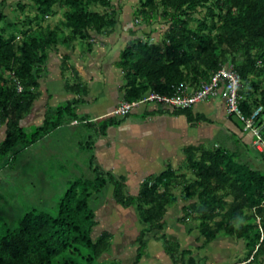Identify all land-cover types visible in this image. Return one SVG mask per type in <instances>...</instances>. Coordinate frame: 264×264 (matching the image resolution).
Masks as SVG:
<instances>
[{
    "label": "trees",
    "instance_id": "1",
    "mask_svg": "<svg viewBox=\"0 0 264 264\" xmlns=\"http://www.w3.org/2000/svg\"><path fill=\"white\" fill-rule=\"evenodd\" d=\"M100 2L106 5L105 11L95 9ZM1 3L6 5L0 12V20L5 19V24L0 25V124L6 125L0 160L4 161L16 149L31 146L78 117L76 103L83 101L82 97L53 108L43 123L30 132L21 125L41 95L40 79L49 53L60 44L74 45L79 40L92 48L94 36L116 32L122 8L115 7L113 0H16L10 4L0 0ZM139 3L129 7V19L134 18L129 30L133 38L121 50L118 62L124 72L125 101L143 99L150 92L173 96L182 89L197 90L226 66L242 79L244 113L251 115L259 105L264 106V0ZM30 6L35 9L33 15L26 13L27 18H21ZM59 8L63 9V17L52 25L48 18L58 14ZM156 19L167 25L160 40L154 41V28L145 36L137 34ZM63 67H67L66 61ZM193 105L169 106L194 118ZM114 110L103 122L104 134L110 125L133 112L119 115ZM88 121L93 126L97 124V120L89 118L76 123ZM94 142L92 136L82 146L91 149ZM253 148L264 160V151ZM186 154L183 166L192 171L191 176L170 166L145 178L138 194L127 192L126 177L109 171H100L94 179L74 180L56 214L33 208L22 215L15 228L0 236V264H119L111 259L109 263L104 261L113 246V233L105 230L94 235L99 222L90 198L93 193H105L109 187L115 201L125 208L134 207L143 224L133 264L146 254L151 237L163 242L175 262L207 264L200 263L193 254L187 257L190 248L182 249L178 237L166 231L168 207L179 196L184 202V216L179 220L196 222L203 246L222 235L232 237L244 241L247 247L237 263L264 264V170L244 160L240 151L221 146H190Z\"/></svg>",
    "mask_w": 264,
    "mask_h": 264
},
{
    "label": "crops",
    "instance_id": "2",
    "mask_svg": "<svg viewBox=\"0 0 264 264\" xmlns=\"http://www.w3.org/2000/svg\"><path fill=\"white\" fill-rule=\"evenodd\" d=\"M128 11L130 12V9ZM129 12L127 16L120 19V25L123 24V30L128 33L133 25L131 17L129 19ZM122 38L123 40H118L116 34L96 35L91 40L92 48L88 49L79 40L74 45L60 44L49 53L45 70L40 79L41 95L31 112L22 120L21 125L32 130L43 123L53 108L82 97L83 101L76 103L78 117L70 119L69 123L53 130L31 146L16 149L8 159L0 161V202L6 196L2 194V190H4V186H2L4 182L1 183L3 171L5 172L4 176H10V173L16 170L15 163L21 153H25L27 149H31L35 145L37 147L41 142L48 141L53 133L61 129L69 132L83 130V137L86 140L94 136L95 142L90 149V167L92 168L94 165L93 167L103 169L102 171L126 177L129 194H138L140 185L145 178L160 174L170 166L175 170L181 168L186 171L187 176H191L192 171L183 166L187 157L186 150L190 146H221L229 150L240 151L244 160L251 161L256 166L264 162L260 154L253 148V134L244 129L238 118L229 114L225 99L219 96L210 97L194 104L192 106L194 118L178 113L176 108L166 104L142 103L126 119L110 125L104 134L102 130L105 118L116 106L125 101L124 72L118 62L121 50L133 36L126 39L127 36L124 35ZM64 61H66L67 67H63ZM67 84H70V87ZM88 118L97 120V124L93 126L90 121L76 123V120L81 121ZM5 137L6 125L0 124V142ZM213 141L215 144L211 146ZM83 142H79L80 146ZM10 163L14 164L8 165ZM5 168L10 170H4ZM21 169L24 170L23 166ZM176 172L181 174V171ZM179 179L181 180L182 177ZM107 191L108 200L112 201L113 199L114 203H117L112 187H109ZM117 205V208H124L118 203ZM172 209V206L169 207L170 211L168 210L165 217L168 223L166 231L178 237L182 249L194 247L196 251L193 255L200 263L239 264L238 260L243 258L247 252L244 241L222 235L203 246V243L198 240V235L192 234L191 227L187 223H182L177 217L171 221L168 220V216L174 214ZM100 212L99 209L97 216L103 214ZM121 213L126 215L124 219L127 221L123 222L126 226L125 231L119 233L121 225L115 222L111 223L110 228L106 225L103 226L99 232L109 230L113 234L117 233L113 238V246L110 251L117 255L115 257L126 261L125 264H133L138 253V238L143 225L134 207V217L132 218L128 217L129 212L126 209H123ZM131 220L136 222L140 228H132ZM0 222L5 224L6 220ZM98 222L100 224V221ZM116 224L117 228L114 226ZM119 259L116 261L121 262ZM181 263L172 259L166 252L163 242L151 237L148 241L146 254L138 264Z\"/></svg>",
    "mask_w": 264,
    "mask_h": 264
},
{
    "label": "rangeland",
    "instance_id": "3",
    "mask_svg": "<svg viewBox=\"0 0 264 264\" xmlns=\"http://www.w3.org/2000/svg\"><path fill=\"white\" fill-rule=\"evenodd\" d=\"M7 2L10 4L11 2H16V0H7ZM113 2L115 7L122 8V12H119V16L121 18L123 16H127L130 6L140 5L139 0H113ZM5 6L6 5H2V3L0 4V12L4 11L3 8ZM10 8L12 7L10 6ZM106 8V5L102 4L101 2L97 3L95 7V9L99 11H105ZM34 11L35 9L32 8V6L28 7L26 12L22 13L21 18H27L26 13L33 15ZM60 11H63V9L59 8L58 14L51 16V19L48 18V22L51 24L59 22V20L63 17V14ZM133 19L134 18L132 17V20ZM4 24L5 19L0 20V25ZM166 26L167 25L164 21L156 19L152 25L138 30L137 34L145 36L147 32L154 28L155 31L153 32V39L154 41L160 40L164 30L166 29ZM113 34H116L118 40H123L122 36L124 35L127 36L126 39H130L131 36H133L126 32V30H123V24L118 25L116 32ZM27 130L29 132L32 131L28 128ZM83 135V130L69 132L67 130L64 131V129H61L58 132L53 133L49 137L48 141L41 142L37 147L35 145L31 149H27L25 153H21L17 163H15L16 170L10 173V176H4L5 172L3 171L2 176L4 178L2 177L1 183L4 182L2 185L4 186V190H2V194L6 196L0 202V213H2L0 216V221L3 222L6 220V225L4 222L2 224L0 222V236L4 234L9 228H15L17 221H19L22 215L28 211H31L33 208H37L38 210L45 211L53 215L56 214L61 198L64 196L65 192L71 186L74 180L86 178L94 179L98 173H101L100 171L103 169L93 170L90 167L91 165L89 164V157L91 156V150L88 147L80 146L79 144L80 141L86 140ZM213 144H215L214 141L211 146H213ZM11 164L14 163H10L8 165ZM22 166L24 170L21 169ZM254 167L264 170V162H262V164H258L257 166L255 165ZM4 170L9 171L10 169L5 168ZM177 187V190L179 189L180 191V186ZM106 191L107 188L105 189L106 194L93 193L92 197L90 198V204L94 209H96V213H99V209L101 212H103V214L97 216V220L100 221V224L98 223L99 227H96L95 229V236H98L100 233L99 230L103 228V226L106 225L108 228H110L111 223L115 222L118 225H121L119 226V233H121L120 231H125L126 226L123 222L127 220L124 219L126 215L121 213L123 209H126V211L128 210L129 218L134 217L132 206L126 208L119 206L120 208H117L118 205L117 203H114L113 199L112 201L110 199L108 200V191ZM183 204L184 202L179 196L177 201L171 204L173 207L172 211H174L173 213L176 214V216L170 212L172 215L168 216V220L171 221L174 219V217H177V219L180 217L181 219V217L184 216ZM113 220L114 222H112ZM188 221L190 223L188 225L191 227L192 234L198 235L199 230L196 228V222H193V219H189ZM131 222L132 228L139 227L136 222H133L132 220ZM117 224L114 225L116 228ZM165 228L166 230L168 229V223L166 224ZM169 229H171V227H169ZM114 234L112 238H115L117 233ZM112 240L114 241V239ZM189 251L190 252L187 251V257H189L190 254H194L196 249L194 247H190ZM115 256L117 255L114 254L113 251H110L105 255V263H109L111 260L116 261V259L118 261L119 258ZM119 260H121V262L119 261V264L127 263L126 261L122 260V258ZM99 261H101V258Z\"/></svg>",
    "mask_w": 264,
    "mask_h": 264
},
{
    "label": "built area",
    "instance_id": "4",
    "mask_svg": "<svg viewBox=\"0 0 264 264\" xmlns=\"http://www.w3.org/2000/svg\"><path fill=\"white\" fill-rule=\"evenodd\" d=\"M242 79L232 67H221L214 72L209 81L204 82L200 88L193 91L182 89L173 96L161 95L150 92L143 99L136 101H123L114 113L125 114L137 108L142 102H155L175 107H187L210 97H223L226 101L229 114L242 121L246 131L253 134V145L260 151H264V106L259 105L251 115L244 113L241 107L242 95L240 87ZM21 89V87H20Z\"/></svg>",
    "mask_w": 264,
    "mask_h": 264
}]
</instances>
